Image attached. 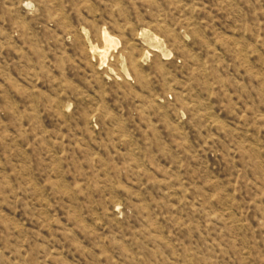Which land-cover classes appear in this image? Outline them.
<instances>
[{
	"label": "rangeland",
	"instance_id": "374dc122",
	"mask_svg": "<svg viewBox=\"0 0 264 264\" xmlns=\"http://www.w3.org/2000/svg\"><path fill=\"white\" fill-rule=\"evenodd\" d=\"M0 264H264V0H0Z\"/></svg>",
	"mask_w": 264,
	"mask_h": 264
}]
</instances>
